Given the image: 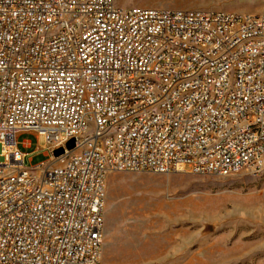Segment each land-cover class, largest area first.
<instances>
[{
    "label": "built area",
    "instance_id": "obj_1",
    "mask_svg": "<svg viewBox=\"0 0 264 264\" xmlns=\"http://www.w3.org/2000/svg\"><path fill=\"white\" fill-rule=\"evenodd\" d=\"M29 132L49 160L26 168ZM242 169H264V13L0 0V264H102L111 172Z\"/></svg>",
    "mask_w": 264,
    "mask_h": 264
},
{
    "label": "rangeland",
    "instance_id": "obj_2",
    "mask_svg": "<svg viewBox=\"0 0 264 264\" xmlns=\"http://www.w3.org/2000/svg\"><path fill=\"white\" fill-rule=\"evenodd\" d=\"M164 9L264 13V0H114ZM28 141V146L23 141ZM23 166L48 162L46 140L17 137ZM102 264H264V169L222 176L114 171L105 181Z\"/></svg>",
    "mask_w": 264,
    "mask_h": 264
},
{
    "label": "water",
    "instance_id": "obj_3",
    "mask_svg": "<svg viewBox=\"0 0 264 264\" xmlns=\"http://www.w3.org/2000/svg\"><path fill=\"white\" fill-rule=\"evenodd\" d=\"M73 147H74V139L71 138V139H69V140L66 142V144H65V148H66V149H72ZM63 151H64V148L59 147V148L53 150V155L57 156V155L61 154Z\"/></svg>",
    "mask_w": 264,
    "mask_h": 264
},
{
    "label": "crops",
    "instance_id": "obj_4",
    "mask_svg": "<svg viewBox=\"0 0 264 264\" xmlns=\"http://www.w3.org/2000/svg\"><path fill=\"white\" fill-rule=\"evenodd\" d=\"M19 134H22V133H18V135H19ZM18 135H17V137H18ZM23 145H24V141H23ZM17 148H18V145H17Z\"/></svg>",
    "mask_w": 264,
    "mask_h": 264
}]
</instances>
